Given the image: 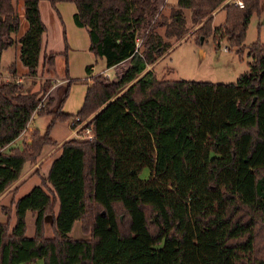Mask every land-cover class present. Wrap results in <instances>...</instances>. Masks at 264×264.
Instances as JSON below:
<instances>
[{"label": "trees", "instance_id": "trees-1", "mask_svg": "<svg viewBox=\"0 0 264 264\" xmlns=\"http://www.w3.org/2000/svg\"><path fill=\"white\" fill-rule=\"evenodd\" d=\"M19 1L27 29L15 40ZM40 1L53 9L71 2L89 51L116 75L91 76L87 66L74 114L62 110L77 82L67 60L64 86L46 79L24 89L15 63L9 80L0 75V196L15 184L1 208L0 264H264V43L247 47L251 61L234 83L164 80L146 70L189 36L197 44L211 37L217 49L224 41L241 58L264 0H239L242 8L236 0H0V59L19 44L31 78L40 63L48 74L57 56L41 55ZM220 8L225 18L213 28ZM41 116L50 117L44 133L32 129L21 147L2 151ZM76 117L73 128L88 119L89 135L64 141L39 185L15 199L25 165L56 144L51 128Z\"/></svg>", "mask_w": 264, "mask_h": 264}, {"label": "rangeland", "instance_id": "rangeland-1", "mask_svg": "<svg viewBox=\"0 0 264 264\" xmlns=\"http://www.w3.org/2000/svg\"><path fill=\"white\" fill-rule=\"evenodd\" d=\"M169 4H175L176 0H166ZM43 5L49 6L48 1H42ZM22 2L19 1L17 6V11L19 13V9H21ZM20 7V8H19ZM262 7L264 9V2H262ZM50 9V8H49ZM225 17V13L223 9H219L213 17L212 26L213 28H217ZM48 22V21H46ZM49 24V23H48ZM51 25L49 28L50 34L54 32L53 41H51L50 49L56 51L55 63L51 69V71L47 74L44 73L41 67V63L37 68V76L35 78L28 77L26 75V69L22 66L19 61V44H14L10 49L3 53L0 59V68L1 70H5L8 65L12 62H15V81L23 86L24 89L30 88L32 91H37L40 84L46 79L51 82L53 87L64 86L62 81H56L55 79H60L64 76V65L67 60V69L69 72V76L71 79H75L77 81L74 87H71L68 98L65 101V109H73L77 106V102L75 101L76 96L78 95V91H82V87L80 85L83 80L84 72L81 71V67L79 66L80 59L77 57L69 59L68 55V47L65 52L66 43L62 40V29L59 28L51 29ZM27 29V22L22 15H20V26L16 33L12 35V37L17 40ZM57 32V33H56ZM50 37V35H49ZM66 38V37H64ZM264 43V10L261 16L257 17L253 15L250 19L248 28L246 30V36L244 40V46L246 49L244 50L242 57L239 58L234 51H224L223 48L226 46L224 41L219 43V48H216L211 37H208L205 41H200V44L195 42V36H189L186 39L181 40L180 42L174 43L173 48L168 52L167 56L156 66L155 74L156 77L160 79H170V80H185V81H199V82H212V83H234L237 78L247 71L248 63L251 59L247 56V47L256 42V40ZM64 42V46H63ZM78 55L79 53L76 52ZM43 55V50L41 52ZM96 71H99L98 64L95 67ZM11 75L9 72L6 73ZM2 79L9 80L8 76H1ZM65 81V80H64ZM62 90V89H61ZM60 90V91H61ZM53 90V95H54ZM80 94V92H79ZM42 101H45L43 99ZM50 121V117L41 116L35 117L33 121V126L36 130L41 133H44L48 123ZM73 122V120L66 122H57L50 130L51 134L49 135L51 139L55 141H59L71 133V127L69 123ZM88 119L80 120V129L76 132V134L70 138H78V137H87L89 135V128H86V124ZM72 126V125H71ZM73 127V126H72ZM28 136L23 137V141L26 140ZM22 141V142H23ZM21 147L22 143L19 144ZM52 160L49 159L45 161L42 165H37L30 170V174L34 175L31 178H26L31 175H27L24 183L18 188L14 198L18 199L28 193L34 186L39 185L41 182V177L45 176L47 170L49 168L50 162ZM31 165L27 163L25 165L24 171L30 168ZM29 173V172H28ZM147 176V171H144L142 174V178ZM10 189V188H9ZM12 195L9 193L7 196L0 200V222H5L6 216L2 213L1 208L9 205ZM26 237H31L34 233V222L31 215L28 213L26 216ZM46 223V236H51L50 230V218L47 217L45 220ZM71 236L78 238L81 237V233L79 231V225L76 224L72 230ZM34 264H42L41 261H37Z\"/></svg>", "mask_w": 264, "mask_h": 264}, {"label": "crops", "instance_id": "crops-1", "mask_svg": "<svg viewBox=\"0 0 264 264\" xmlns=\"http://www.w3.org/2000/svg\"><path fill=\"white\" fill-rule=\"evenodd\" d=\"M49 6H50V4H49ZM19 10H20L19 11V17H20V15H22V13H23L22 6H21V9H19ZM39 11H40L42 22L44 23L45 28H46V31L44 32V34L42 36V50H43V54L56 53L55 50L50 49L51 41H53V38H54V36H53L54 32H53V34L52 33L50 34V31H49V28H50V25H51L52 26L51 29H54V31H55L56 28H59V30L62 29L61 37H63L62 40L66 41L67 47L69 48L68 51H67L68 55H69V59L74 58V57H77V58L80 59L79 66L81 67L80 68L81 71L84 72V76L82 77L83 79H85L87 77L86 71H85L87 66H91V76L102 74V75H105L106 77H108L109 79H112V78L115 77L116 68L115 67L106 68L105 61L103 59L95 57L89 51V39H88V34H87L86 30L84 28L76 27L74 22H73V14L75 13V7H74V5L71 2H58L56 4V6H55V9H53L51 6L47 7V5H43L42 1H40V3H39ZM216 12L213 14V17L216 14ZM46 21H48V22H46ZM49 35H50V37H49ZM64 37H66V38H64ZM63 46H64V42H63ZM224 48H226V46ZM224 48H223V50H224ZM9 49L10 48L5 50L3 53L7 52ZM224 51H226V50H224ZM76 52H78L79 55ZM3 53H2V55H3ZM2 55H1V57H2ZM166 56L162 57L161 59H159L154 64L149 65L146 68V70H151V71L155 72L156 66ZM12 63H15V62H12ZM97 64H98L99 69H100L99 71H96V69H95ZM10 65H8L5 70H1V68H0V75L1 76L5 75V76H8V77L11 78V75L6 74V73H8L7 69H8V67ZM64 76H65V74H64ZM68 76H69V72H68ZM65 79L66 78L63 77V78L55 79V80L56 81H62V83L64 84V82H66ZM69 79H71V77H69ZM158 79H160V77ZM166 80H170V79H166ZM74 85H76V84H72L71 87H74ZM80 85L82 87V91L81 90L78 91V95L76 96V99H75V101L77 102V106L75 108H73V109L67 110L64 107V105H65V102H64V104L62 106L63 112L74 114L80 109V107L82 105V102H83L84 95H85V90H86V85L85 84L80 83ZM71 87H70V89H71ZM79 92H80V94H79ZM69 93H70V90H69ZM69 93H68V96H69ZM34 119H35V117L32 119V121L30 122L29 126L26 128V131L24 133H22L16 140H14L10 145L4 147L2 149V151H7L12 146H20L19 144L22 143L23 137L24 136H28V132H30V130H32V129H35L34 126H33ZM69 126L71 127L72 130H71V133L68 136H66L65 138L59 140L58 142L52 139L56 144L53 145V146H49V145L45 146L42 149L41 155H40L37 163L35 165H32L27 170L22 171V174L20 175V177H19V179L17 181V183H21L20 186L22 185V183L27 181V180H25L26 178H31L32 176H34V175L30 174V170H32L33 167H36L37 165H42L45 161H47L49 159L53 160L57 156V153H55L57 148L64 141L73 139V138H70V137H72V136H74L76 134L77 129H80V126H78L76 129H74L71 126V123H69ZM50 134H51V132H50ZM51 162H50V164H51ZM28 174L31 175V176L26 177ZM45 176H42V177H45ZM13 186H11L10 189H8L3 195L0 196V200H3L7 196V194H9L7 192L9 190H11V188Z\"/></svg>", "mask_w": 264, "mask_h": 264}, {"label": "built area", "instance_id": "built-area-1", "mask_svg": "<svg viewBox=\"0 0 264 264\" xmlns=\"http://www.w3.org/2000/svg\"><path fill=\"white\" fill-rule=\"evenodd\" d=\"M234 3L236 6H238L240 8L243 7V3L240 2L239 0L234 1ZM224 50L227 51V48H224ZM77 121H79V118L76 117L75 119H73V122L71 121V125L73 126L74 122H77ZM78 126H80V125H78ZM78 126L74 127V129H76ZM77 131H79V129H77ZM88 132H89V130H88Z\"/></svg>", "mask_w": 264, "mask_h": 264}, {"label": "water", "instance_id": "water-1", "mask_svg": "<svg viewBox=\"0 0 264 264\" xmlns=\"http://www.w3.org/2000/svg\"><path fill=\"white\" fill-rule=\"evenodd\" d=\"M201 41H202V39H201Z\"/></svg>", "mask_w": 264, "mask_h": 264}]
</instances>
